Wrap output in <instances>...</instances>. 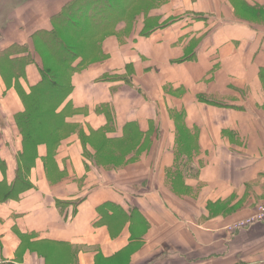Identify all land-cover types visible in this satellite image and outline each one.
I'll return each mask as SVG.
<instances>
[{"label": "crops", "instance_id": "obj_1", "mask_svg": "<svg viewBox=\"0 0 264 264\" xmlns=\"http://www.w3.org/2000/svg\"><path fill=\"white\" fill-rule=\"evenodd\" d=\"M70 1L0 0V60L34 58L18 84L0 64V185L24 152L19 88L41 80L40 36ZM117 11L87 34L96 53L72 73L59 142L0 197V264H264V222L226 228L264 200V0Z\"/></svg>", "mask_w": 264, "mask_h": 264}, {"label": "trees", "instance_id": "obj_2", "mask_svg": "<svg viewBox=\"0 0 264 264\" xmlns=\"http://www.w3.org/2000/svg\"><path fill=\"white\" fill-rule=\"evenodd\" d=\"M108 0H72L66 4L65 8L60 12L58 17V24L54 27L52 33L45 34L47 39H41L42 47L48 48L49 52H38L42 58L41 80L31 87L29 93L19 88L20 96L25 104V110L16 114V122L23 136L24 152L21 154L17 176L10 186L0 185V197L6 199L16 196L21 190L27 187L23 174H27L30 166L33 163L37 148L40 143H47L48 147L53 148L60 140V131L63 125V113L58 111L59 105L65 101L72 91L71 76L72 73L84 64L85 61L91 59V55L95 54L93 50L97 49V42L91 44L87 35L92 33V27L82 28L77 30L78 20L86 18V21L96 20L100 23L106 17H101L100 20L95 14L100 11L101 5L107 4ZM115 3V2H113ZM109 6V13L107 16L110 24L113 17L118 13L115 6ZM90 10V12L88 11ZM91 12H93L91 14ZM117 12V13H116ZM68 20L74 29L76 37H72L71 42H67L65 37L57 32L58 26H63V21ZM89 22L93 24V22ZM89 23H86L89 25ZM101 24V23H100ZM69 25V26H71ZM71 26V27H72ZM112 26V25H110ZM109 25H104L94 28V30L101 31ZM68 33V30H64ZM67 35V34H66ZM57 47V48H56ZM73 52L72 50H75ZM81 50V52H77ZM19 57V59L10 58L11 55L5 53L0 60V64L7 67L1 69L4 79L9 82L12 79L18 80L24 75L25 66L34 61L30 54ZM81 58L80 64H74L75 61ZM6 61L4 62V60ZM24 166L25 170H22ZM16 192H18L16 194Z\"/></svg>", "mask_w": 264, "mask_h": 264}, {"label": "rangeland", "instance_id": "obj_3", "mask_svg": "<svg viewBox=\"0 0 264 264\" xmlns=\"http://www.w3.org/2000/svg\"><path fill=\"white\" fill-rule=\"evenodd\" d=\"M123 1L125 2L126 0H108V4L110 5L111 3H113V2H115V10H118V6L120 5V4H122L123 3ZM89 12H90V10H88ZM110 14V13H109ZM99 19L98 20H100V18L101 17H98ZM93 19H91L90 21H85L84 19H79L78 20V22H77V24H78V29L77 30H79V31H81V29L82 28H85V27H92V30L94 29V28H97V27H100V24H98L97 22L98 21H96V20H94V21H92ZM93 22V24H91V23H89V22ZM64 23H63V26H58V28H57V32L59 33V34H61V35H63L66 39V41L67 42H71L73 45H74V43L71 41V39H72V37H76L75 36V34H74V29L76 28V27H73L72 25H71V23L68 21V20H65V21H63ZM86 23H89V24H91V25H89L88 26V24H86ZM69 25H71V26H69ZM110 25H113V24H109V26ZM110 27H112V26H110ZM109 27V28H110ZM68 30V33H64V30ZM76 30V29H75ZM91 30V31H92ZM94 32H100V31H97V30H94ZM45 34H50V33H48V32H45V33H42L41 34V36H40V40H39V42H40V51L41 52H49L47 49L48 48H45L44 47V43H43V47H42V42H41V39H42V37H43V39L45 38V39H47L46 38V36H48V35H45ZM67 34V35H66ZM37 39V38H36ZM35 38H34V40H33V42H34V45H35V48L37 49V40H36ZM91 44H95L96 42H94V41H89ZM57 48V47H56ZM23 49H25V47H23ZM13 50H20V46L18 45V44H16V45H14V46H12L11 48H10V50L9 51H13ZM73 52H76V49L75 50H72ZM77 52H81V50H79V51H77ZM245 218H243V219H239V220H237L236 222H229L228 224H226V228H228V229H230V230H232L233 232H239V231H242L243 229H246V227H238L237 226V224L240 222V221H243Z\"/></svg>", "mask_w": 264, "mask_h": 264}, {"label": "built area", "instance_id": "obj_4", "mask_svg": "<svg viewBox=\"0 0 264 264\" xmlns=\"http://www.w3.org/2000/svg\"><path fill=\"white\" fill-rule=\"evenodd\" d=\"M259 222H264V200L258 204L254 216L240 221L237 226L250 228L252 225Z\"/></svg>", "mask_w": 264, "mask_h": 264}]
</instances>
